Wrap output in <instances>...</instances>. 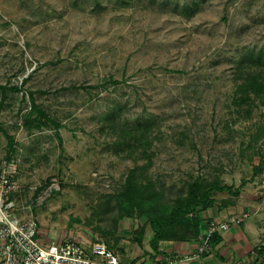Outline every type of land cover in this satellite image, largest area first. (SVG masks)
Listing matches in <instances>:
<instances>
[{
  "label": "rangeland",
  "instance_id": "rangeland-1",
  "mask_svg": "<svg viewBox=\"0 0 264 264\" xmlns=\"http://www.w3.org/2000/svg\"><path fill=\"white\" fill-rule=\"evenodd\" d=\"M254 76L264 83V0H0V84L22 89L0 90L14 214L33 213L42 239L98 240L121 258L145 251L150 220L196 177L264 195ZM28 91L61 144L35 113L24 123Z\"/></svg>",
  "mask_w": 264,
  "mask_h": 264
},
{
  "label": "crops",
  "instance_id": "crops-1",
  "mask_svg": "<svg viewBox=\"0 0 264 264\" xmlns=\"http://www.w3.org/2000/svg\"><path fill=\"white\" fill-rule=\"evenodd\" d=\"M196 217L198 229L195 230L193 225L183 227L180 236L159 240L155 248L148 242L145 251H121L120 261L139 264H264L262 191L256 193L247 189L236 195L229 193L222 202L213 201L197 210ZM211 219L227 221V227L211 235L210 251L194 256L201 244L200 236L206 232Z\"/></svg>",
  "mask_w": 264,
  "mask_h": 264
},
{
  "label": "built area",
  "instance_id": "built-area-1",
  "mask_svg": "<svg viewBox=\"0 0 264 264\" xmlns=\"http://www.w3.org/2000/svg\"><path fill=\"white\" fill-rule=\"evenodd\" d=\"M18 173L16 157L0 159V264H121L117 254L98 240L93 243L85 241L84 244L71 237L61 241L42 239L33 213L18 217L13 212L15 195L20 188ZM226 227L227 221L209 220L206 232L200 236L198 253L194 256L210 251L211 235Z\"/></svg>",
  "mask_w": 264,
  "mask_h": 264
},
{
  "label": "trees",
  "instance_id": "trees-1",
  "mask_svg": "<svg viewBox=\"0 0 264 264\" xmlns=\"http://www.w3.org/2000/svg\"><path fill=\"white\" fill-rule=\"evenodd\" d=\"M107 82L112 84H117L120 81L110 77L108 79H105V81H103L102 83L106 84ZM94 86H98V83L95 85H88L83 87L91 88ZM263 86H264L263 79H260L256 76L252 77L250 81L248 80L247 88H249L251 91H254L255 94H257V92L260 91L259 89H261ZM6 89H10L13 91L22 90L21 87L17 85L0 84V90L2 92H4ZM28 97L31 107L27 112V115L25 116L24 123L26 124V126L28 127L30 124V114L35 113L36 120L38 121L43 120L44 123H48L55 128L56 134L59 139V144H61V138L57 130L62 126V123L48 116L45 113V111L39 106V104L35 102L34 91H28ZM8 154L9 155L6 156L7 159L12 156L11 150L9 151ZM261 168H262V163L255 165L253 167L252 176H254L257 173V170H261ZM201 186L202 185L199 183L198 177H196L189 184V190L185 198L178 200L172 207H170L166 215L163 214L157 217H153L150 220L153 234L149 239V242L151 243L152 247L154 248L157 247V242L159 240L168 239L171 236H180L182 232L178 229V225L180 226L182 224V226L184 227L193 225L195 230L198 229L199 225H198V218L196 217V211L199 210L200 208H205L213 203V198L211 197L212 191L227 190L232 195H236L240 192V186L237 188H233L231 185L221 184L217 180L208 182L206 185L202 187ZM126 193H128V191H126ZM191 213H193V215H190ZM168 233L171 234L170 237L167 235ZM141 236H142L141 233H139L138 240H140Z\"/></svg>",
  "mask_w": 264,
  "mask_h": 264
}]
</instances>
